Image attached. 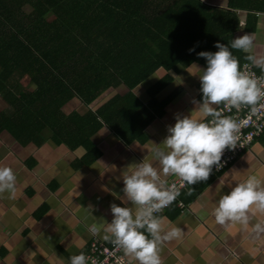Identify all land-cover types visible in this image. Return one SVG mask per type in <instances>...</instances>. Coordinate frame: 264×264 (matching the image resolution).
<instances>
[{"label": "crops", "instance_id": "crops-1", "mask_svg": "<svg viewBox=\"0 0 264 264\" xmlns=\"http://www.w3.org/2000/svg\"><path fill=\"white\" fill-rule=\"evenodd\" d=\"M43 1L0 0V120L18 113L27 122H48L49 127L29 132L41 137L29 141L30 136L17 140L0 123V165L10 166L17 177L14 197L9 198L8 192L0 195V264H68L70 256L87 253L93 239L89 227H100L102 239L103 227L113 219L110 205L125 206L118 199L124 196L123 172L150 158L153 144L163 142L176 116L199 117L193 101H202L199 75L206 59L188 65L178 62L171 70L156 69L139 84L119 82L91 104L75 96L58 107L50 100L37 108L32 98L39 92L42 71L31 66L34 60L28 59L32 54L27 41L33 40L35 47L41 39ZM199 1L222 14L231 10L228 0ZM235 14L238 26L230 24V43L252 33L255 51L264 54V12ZM52 15L45 16L50 23ZM114 18L120 21L119 16ZM217 26L215 32L221 28ZM115 38L126 42L124 52L130 53V59L134 53L130 67L144 72L154 66L153 44L147 38L145 46L141 42V49H146L142 52L137 42L142 36L123 32ZM242 53L245 60L247 54ZM168 75L166 85L156 89ZM110 103L107 114L114 126L100 114ZM253 175L264 184L262 139L223 172L212 171L206 182L190 186L195 189L191 195L189 188L181 191L186 208L181 210L173 202L160 214L167 217L165 230L173 226L182 230L180 238L163 245L162 264H264V233L257 236L253 231L255 224L264 223V213L250 212L247 228L238 222L220 225L212 214L220 195L231 190L229 184L234 187Z\"/></svg>", "mask_w": 264, "mask_h": 264}, {"label": "clouds", "instance_id": "clouds-1", "mask_svg": "<svg viewBox=\"0 0 264 264\" xmlns=\"http://www.w3.org/2000/svg\"><path fill=\"white\" fill-rule=\"evenodd\" d=\"M254 40L252 33H245L232 39L230 46L217 42V51L198 53L207 61L199 75L202 101H193L199 117L176 116L163 142L153 144L150 158L144 157L123 172L124 196L118 199L125 206L110 205L113 219L103 227L102 239L137 264H162L163 245L180 238L182 230L175 226L165 230L167 217L157 214L176 201L186 185L206 182L214 166L219 170L225 149L237 147L241 128L264 109V54L255 51ZM232 49L247 54L245 60L249 63L243 70ZM251 67L260 68L262 74L257 76ZM220 105L223 108L218 110L216 106ZM242 108L249 109L248 119L225 115V111L235 109L239 113ZM153 162L158 163L159 168ZM170 176L178 177L180 183H169ZM16 180L10 166L0 165V195L8 192L9 198H13ZM228 187L231 190L220 195L212 214L220 225L238 222L247 228L250 212L264 213V184L253 175ZM193 191L195 189L189 187L188 194ZM253 231L257 236L264 233V223L255 224ZM89 232L100 235L101 229L93 224ZM68 264H89V258L80 252L70 256ZM91 264L97 262L93 260Z\"/></svg>", "mask_w": 264, "mask_h": 264}, {"label": "trees", "instance_id": "trees-1", "mask_svg": "<svg viewBox=\"0 0 264 264\" xmlns=\"http://www.w3.org/2000/svg\"><path fill=\"white\" fill-rule=\"evenodd\" d=\"M228 5L231 10L222 14L199 0H44L41 39L36 41L35 47L33 40L27 41V49L32 54L28 59L34 60L31 66L42 71L39 92L32 100L37 108L42 102L46 106L50 100L49 103H56L58 107L75 96L91 104L119 82L139 84L156 69L171 70L178 62L188 65L205 59L198 53L217 51V42L230 44L233 29H229L230 24L235 29L238 26L235 11L264 12V0H228ZM47 13L53 14L51 23L45 17ZM114 16H119L120 21L116 22ZM216 26L221 27L219 32H215ZM123 32L144 38L137 41L139 52L146 50L141 49L142 43L146 45V38L153 44L154 66L149 71L130 67L134 53L130 59V53L124 52L128 47L126 42L115 38ZM190 49L194 51L190 52ZM231 51L242 66L246 61L241 58L243 53ZM137 59L141 64L142 59ZM169 80L168 75L156 89H162ZM115 102H119V98ZM105 107L100 109V114L114 126L107 114L112 104ZM93 117L97 119L95 115ZM0 123L17 140L30 136L27 139L30 141L36 136L27 135L29 132L49 129L48 122L30 123L18 113L5 117ZM60 123L65 124V120Z\"/></svg>", "mask_w": 264, "mask_h": 264}, {"label": "built area", "instance_id": "built-area-1", "mask_svg": "<svg viewBox=\"0 0 264 264\" xmlns=\"http://www.w3.org/2000/svg\"><path fill=\"white\" fill-rule=\"evenodd\" d=\"M246 63L249 62H243V65L241 66L242 70ZM250 70L257 76L261 75L255 70L254 67H251ZM216 107L218 108V110H220L223 108V105ZM225 115L234 116L238 120H245L248 119L249 109L242 108L239 113H237L235 109H232L231 112L225 111ZM259 139H262L264 141V109L261 110L260 114L252 116L249 123L241 128L240 140L237 142V147L235 149H225L221 157V164L223 166L219 170H217L214 166L213 172L218 174L223 172L226 168L229 167V165L235 162L242 153L248 151L252 147L253 143ZM172 182H176L177 184H179L180 180L178 177H173V179L170 180L169 183ZM189 187L190 186L186 185L181 189V191ZM174 202L177 203L178 207L181 208V210L186 208V204L181 200L180 195ZM171 205L164 208L161 213L169 209ZM161 213H158L157 215H160ZM85 255L89 258V264H91V261L93 260H95L97 264H130L128 257L125 256L122 250L115 248L113 245H106L105 243H103L99 235H93L90 249L87 253H85Z\"/></svg>", "mask_w": 264, "mask_h": 264}]
</instances>
